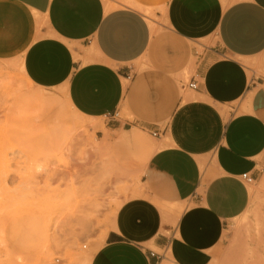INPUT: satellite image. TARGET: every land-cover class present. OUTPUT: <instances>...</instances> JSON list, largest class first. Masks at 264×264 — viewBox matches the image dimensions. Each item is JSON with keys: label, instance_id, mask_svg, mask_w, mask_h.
I'll list each match as a JSON object with an SVG mask.
<instances>
[{"label": "crops", "instance_id": "obj_1", "mask_svg": "<svg viewBox=\"0 0 264 264\" xmlns=\"http://www.w3.org/2000/svg\"><path fill=\"white\" fill-rule=\"evenodd\" d=\"M15 60L145 150L140 193L85 264H264V232L230 230L264 169V0H0V61Z\"/></svg>", "mask_w": 264, "mask_h": 264}, {"label": "rangeland", "instance_id": "obj_2", "mask_svg": "<svg viewBox=\"0 0 264 264\" xmlns=\"http://www.w3.org/2000/svg\"><path fill=\"white\" fill-rule=\"evenodd\" d=\"M15 62L0 61V264H80L140 193L146 153L128 133L100 131L72 112L63 89L35 87ZM250 191L251 211L230 229L248 242L264 232V169ZM253 262L246 250L239 264Z\"/></svg>", "mask_w": 264, "mask_h": 264}, {"label": "bare ground", "instance_id": "obj_3", "mask_svg": "<svg viewBox=\"0 0 264 264\" xmlns=\"http://www.w3.org/2000/svg\"><path fill=\"white\" fill-rule=\"evenodd\" d=\"M126 2V1H125ZM19 67H20V70H21V73L23 74V71H22V68H21V64H20V61L19 60H16V62H15ZM24 75V74H23ZM25 81H26V79H25ZM31 85V84H30ZM40 101V100H39ZM42 101H44V100H42L41 99V101H40V103H42ZM55 101H53L52 103H54ZM51 103V102H50ZM47 104V107H50V106H48V103H46ZM56 104V103H55ZM54 104V105H55ZM70 108H71V110H72V107H71V105L69 104V102L67 101V103H66ZM44 105H45V103H44ZM43 106V105H42ZM46 106V105H45ZM40 107V106H39ZM44 107V106H43ZM42 107V108H43ZM46 109H48V108H46ZM34 110H36V112L37 113H39V111H41L38 107H37V109H34ZM42 110H44V109H42ZM25 110L23 109V111L22 112H24ZM46 111V110H45ZM21 112V113H22ZM36 112H34V113H36ZM72 112H73V110H72ZM26 113V112H25ZM23 114V113H22ZM36 115V114H35ZM31 116H33V114H31ZM40 116V115H39ZM36 117H37V115H36ZM41 117V116H40ZM39 117V118H40ZM37 119V118H36ZM42 260H44V259H42ZM87 261V259H86V257L85 258H82L81 259V262H80V264H85V262Z\"/></svg>", "mask_w": 264, "mask_h": 264}, {"label": "built area", "instance_id": "obj_4", "mask_svg": "<svg viewBox=\"0 0 264 264\" xmlns=\"http://www.w3.org/2000/svg\"><path fill=\"white\" fill-rule=\"evenodd\" d=\"M188 88L190 89V90H196L197 89V84L195 83V82H193V83H190L189 85H188ZM151 136L152 137H157L158 136V133H152L151 134ZM244 179H246V175H243L242 176ZM248 181H250V180H248Z\"/></svg>", "mask_w": 264, "mask_h": 264}]
</instances>
